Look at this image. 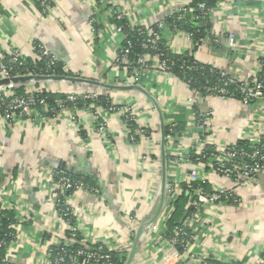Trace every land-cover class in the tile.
I'll list each match as a JSON object with an SVG mask.
<instances>
[{
	"label": "crops",
	"instance_id": "crops-1",
	"mask_svg": "<svg viewBox=\"0 0 264 264\" xmlns=\"http://www.w3.org/2000/svg\"><path fill=\"white\" fill-rule=\"evenodd\" d=\"M185 1L192 0H110L102 19L114 27L113 16L123 14L134 26H158L177 3ZM48 8L50 12H44L39 0H0V52L6 55L16 48L33 56V43H39L73 75L108 85L121 84L125 74L114 70L111 63L122 35L103 31L94 38L89 25L91 7L81 0H49ZM211 8L206 25L216 42L195 47L185 31L176 34L165 27L163 36L174 53L190 54L202 64L249 80L261 71L258 58L264 56V0H216ZM141 83L167 119L183 113L187 129L177 142L183 151L198 140L191 125L195 105L212 112L211 137L219 146L236 143L247 131L250 111L237 97L208 94L193 103L194 92L185 82L157 70L146 73ZM40 85L51 93L76 89L75 84L63 80H46ZM35 86L38 83L29 84ZM81 86L97 89L96 85ZM115 99L122 104L139 103V127L153 122L149 112L141 108L142 103H150L142 93L131 90L116 94ZM258 108L264 112V103ZM73 114L64 111L54 118H40L33 113L12 123L0 118V191L16 214L28 216L6 246L10 264H47L53 247L66 234L52 203L49 181L56 170L86 178V183L98 190L78 191L69 198L79 214L80 237L90 243L102 242L110 249L123 245L119 253L127 264L136 232L143 227L129 264H162L161 259L171 250L162 235L164 226L159 215L147 223L154 218L160 199L158 148L154 150L145 137L131 144L114 113L106 115L107 133L111 135L108 140L94 131L91 112L79 109L74 120ZM148 124L156 126V122ZM61 165L64 169L59 168ZM167 172L171 180L181 181L187 175L175 163L167 164ZM214 181L223 188L231 186L219 176ZM235 193L242 204L205 207L195 225L196 240L188 258L165 264H199L198 259L206 257L230 264H264V175L235 189Z\"/></svg>",
	"mask_w": 264,
	"mask_h": 264
},
{
	"label": "built area",
	"instance_id": "built-area-1",
	"mask_svg": "<svg viewBox=\"0 0 264 264\" xmlns=\"http://www.w3.org/2000/svg\"><path fill=\"white\" fill-rule=\"evenodd\" d=\"M48 1L39 0L44 12L49 10ZM109 1L81 0L83 4L85 3L91 7L89 25L92 36L96 38L101 36L103 31H114L122 35V43L126 38L123 28L116 25L112 27L111 23L102 19V15L111 5ZM211 11L212 8L208 7L204 2H199L195 6H192V1H185L177 3L174 6L172 14L179 19L190 15V20L199 29L201 26L207 24ZM115 18L124 19L125 15H115ZM129 26L131 28L137 27L133 24H129ZM158 27L159 29H163L164 24L160 22ZM180 31L174 29L173 32L179 34ZM185 33L195 47L211 40L209 35L194 40L192 33ZM159 38L160 34L158 30H148L147 39L142 43V47L150 50L156 49ZM211 41L216 42V39H212ZM131 49L132 45L128 40L125 41L124 45L120 44L111 63V67L114 70H120L122 67V72L125 74L124 78L126 80L120 82L119 86L139 85L145 89V86L141 83L142 77L146 73H152L156 70L172 76L166 60L148 57L145 53L138 55L135 60H131ZM32 50L34 51L33 56L16 48L9 49L6 55L0 52V78L42 75L41 73L43 72L54 75L52 73L58 63L57 57L39 43H33ZM38 63H41L42 67H37ZM258 64L260 70L264 71V56L258 58ZM129 68L130 71H128ZM218 70V83L210 87L208 94L220 97L237 96L249 109L250 114H248L249 118L246 122L247 131L238 140L243 141L244 144L238 146L234 143L219 146L215 143L212 140L211 128L209 127L212 112L209 110L201 111L196 105L192 110L194 122L191 125L197 130L198 140L192 142V146L186 147L184 151L177 146L178 140L186 132L187 125L183 129H177L176 123L170 122L168 124L170 127L167 135L164 130L167 164L175 163L177 166L184 168L187 175L181 181L171 180L167 172L165 204L159 214V219L164 226L162 230L163 237L165 223L172 211L173 202L183 190V184L186 188L193 191L192 195L194 198L190 199L188 207L195 209V212L186 218L180 226L174 227L171 236L164 237L171 250L161 259L162 264L170 260L177 262L179 258H188L191 247L196 240V235L194 234L195 225L198 224L200 212L205 207L213 205H241L243 200L235 193V189L245 187L258 175H264V112L258 108V106L264 103V81L258 80L257 73L248 80L230 71ZM127 72H129V75H127ZM72 77L79 76L74 75ZM75 85L76 89L73 92L64 93L65 98H56L52 105L46 102L45 97L38 96V92L44 89L40 83L34 88L29 87V84L25 85L24 91L21 94L15 92L20 87L18 85L12 83L2 85L0 86V118L12 123L16 119L30 117L33 113H37L40 118H54L64 111H69L74 113L71 116L74 120L76 112L79 109H85L93 115L94 124H96L94 131L100 134L104 140H108L111 135L107 133L106 115L114 113L119 116L118 118L125 127L128 140L131 144L135 145L138 138L145 137L154 150L158 148L155 153L160 155L159 139H156L157 134L159 135V117L156 108L150 101V103L145 104L146 106L142 103L141 108L149 112L153 122L149 121L147 122V126L139 127L136 122L137 116L140 113L139 103L135 107L124 102L123 104L118 103L115 99L116 94L128 92V90H89L82 87V84L76 83ZM228 85H234L236 93L229 92L227 89ZM100 97H104L105 100L107 99L105 104L100 100ZM111 97H114V103L111 102V100L113 101ZM199 97L201 96L197 92H194L192 102L197 103ZM79 103H82L80 107H78ZM161 112L163 115L165 114L164 111L161 110ZM129 122L131 125L132 123L136 124L137 127L132 129L129 127ZM154 122H156L155 127H151L148 124ZM192 153L194 154V158ZM218 176L227 181L231 186L229 185L230 187L227 188L220 187L214 181V178ZM194 181H199L203 184L207 182L209 184V191H206L203 186L193 189L191 184ZM49 182L52 192V203L66 234L53 247L47 264H118L112 259L110 251H122L123 245L119 249H110L108 245L102 242L90 243L84 237H80L77 220L79 219V214L71 207L72 205L69 201L70 196L75 192L95 191L97 193L98 190L90 187L83 178L72 176L61 170L52 171ZM25 219H28V216H25L22 212L19 215L16 214L13 206L3 200L2 192L0 191V231L4 223L7 222V229L10 231L8 237L10 236V240H13L16 238L14 230L21 228ZM9 241L5 237L0 236V264H10V259L5 253ZM191 257L192 259H196L195 255ZM208 258L198 259L199 264H230L222 261L208 262Z\"/></svg>",
	"mask_w": 264,
	"mask_h": 264
},
{
	"label": "trees",
	"instance_id": "trees-1",
	"mask_svg": "<svg viewBox=\"0 0 264 264\" xmlns=\"http://www.w3.org/2000/svg\"><path fill=\"white\" fill-rule=\"evenodd\" d=\"M199 2H204L208 7H213L216 0H192V6H195ZM118 15V14H116ZM190 15H186L183 17V19L177 18L174 14H171L168 17H165L163 20V24L165 29L174 31V29H178L181 31L192 33L193 39L197 40L200 37L209 35L208 27L207 25L201 26L199 29L196 28L195 23L190 20ZM113 20V24L116 26H121L123 28L124 34L126 36L125 40L121 43V45L125 44V41L128 40L132 45V52L130 54V59L135 60V58L140 54H146L148 57H153L155 59L160 60H166L167 65L169 66V72L172 76L182 80L183 82H186L188 86L190 87V90L193 92H197L200 96H206L208 95V91L210 87L213 84H217L219 80V70L217 68H214L210 65L202 64L198 62L192 55L187 53H174L169 44L167 43L166 38L163 36L164 29H159V27L155 24L151 27H133L131 28L129 26L130 23H128L125 18L124 19H116L115 16ZM167 27V28H166ZM148 30H158L160 34L159 41L157 42L156 49H145L142 47V43L147 39V32ZM151 64V62H150ZM41 63L37 64V67H42ZM120 71H122V67L120 68ZM130 71V68L128 69ZM129 75V72H127ZM42 75H51L48 72L41 73ZM56 76H66V77H72L74 76L71 71H67L63 69V65L59 62L56 64L53 73ZM258 80L264 81V71L261 70L258 72ZM128 77V76H126ZM126 79L123 78L122 82H124ZM227 89L231 93H236V87L234 85H228ZM24 91V86H20L16 89V93L21 94ZM39 97H45L46 102L49 105H52L54 100L56 98H65V94L63 93H51L47 92L44 89L41 92H38ZM237 97V96H236ZM100 100L103 102V104L106 103V100L104 97H100ZM82 103L78 104V107H80ZM71 106V104H69ZM169 119V120H168ZM164 115V130L165 134L167 135L168 129L170 125H168L170 122L176 123L177 129H183L186 127V120L183 116V113H180V115L176 114L175 116L168 118ZM129 127L132 129L136 128L137 125L129 122ZM84 132H81V135ZM236 145L240 146L244 144L243 141H237L235 143ZM192 156L194 158V154L192 153ZM86 180V178L84 179ZM203 183L199 181L192 182L191 186L193 189H195L198 186H203L206 191H209V184L205 182ZM182 192L177 196L175 201L173 202V208L172 211L165 223V231H164V237L167 238L172 235L173 229L176 226H180L186 218L193 215L195 212V209L189 208L188 204L190 199H193L194 196L192 195V190L186 188L184 184L182 185ZM8 223L5 222L4 225L1 228L0 236H3L6 238L7 241H9L11 238L8 237L9 230L7 229ZM112 254V259L116 261L118 264H123V262L126 260L123 254L116 252V251H110ZM208 262H216L215 260L208 258Z\"/></svg>",
	"mask_w": 264,
	"mask_h": 264
},
{
	"label": "water",
	"instance_id": "water-1",
	"mask_svg": "<svg viewBox=\"0 0 264 264\" xmlns=\"http://www.w3.org/2000/svg\"><path fill=\"white\" fill-rule=\"evenodd\" d=\"M46 80H63L64 82H68L69 84H87V85H96L97 89H100L102 91H109V90H136L140 93H142L144 96L147 97L148 101H150L154 107L156 108L157 112H158V117H159V149H160V157H161V166H160V171H161V175H160V199L158 202V207L156 209V214L154 216V218H151L147 223L150 224L153 222L154 219H156L158 217V215L160 214L164 204H165V195H166V183H167V160H166V152H165V138H164V116L161 112V109L159 107V105L157 104L156 100L152 99L151 96L149 95V93L142 88L139 85H127V86H119V85H108L105 84L103 82H98L96 80H90L88 78H83V77H66V76H56V75H22V76H15V77H11V78H0V86L2 85H8L10 83L18 85V86H25L28 85L30 83H40ZM60 165V164H59ZM59 168L64 169V165L59 166ZM66 170V169H65ZM68 171V170H67ZM143 227H140L135 235V241L133 244V247L131 249V251L129 252V256L127 259V264L130 263L138 241H139V237L141 235Z\"/></svg>",
	"mask_w": 264,
	"mask_h": 264
},
{
	"label": "rangeland",
	"instance_id": "rangeland-1",
	"mask_svg": "<svg viewBox=\"0 0 264 264\" xmlns=\"http://www.w3.org/2000/svg\"><path fill=\"white\" fill-rule=\"evenodd\" d=\"M50 8V7H49ZM48 12H50V10H48Z\"/></svg>",
	"mask_w": 264,
	"mask_h": 264
}]
</instances>
